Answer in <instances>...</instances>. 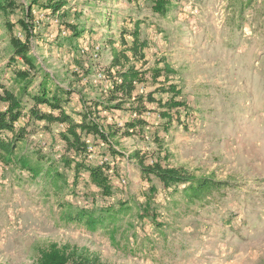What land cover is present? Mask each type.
<instances>
[{"label": "rangeland", "instance_id": "374dc122", "mask_svg": "<svg viewBox=\"0 0 264 264\" xmlns=\"http://www.w3.org/2000/svg\"><path fill=\"white\" fill-rule=\"evenodd\" d=\"M33 1L15 0L10 14L0 10V37L6 39H0L1 83L22 92L13 75L25 67L33 82L24 96L28 107L29 94L44 79L71 90L77 102L105 101L117 76L111 68L114 51L124 49L123 31L140 22L148 48L137 65L144 82L136 93L144 98L140 118L146 125L127 136L118 126L140 119L133 118L134 100L108 114L98 110L100 125L114 123L121 130L112 139L117 150L100 155L119 159L110 177L113 195L103 196L86 183L88 174L75 182L64 165L58 171L67 185L55 190L48 161H61L66 143L61 132L32 122L16 154L41 162L45 172L36 179L17 165L0 163V264H36L52 243L88 251L103 264H264V0H171L166 15L156 14L151 0H78L79 10L62 16L67 35L52 36V29L54 35L61 29L49 22L36 27L31 68L15 58L11 37L22 30L24 4ZM124 39L132 42L129 34ZM165 65L173 71L169 81H156L155 70ZM170 85L183 103L172 110L171 122L162 116L167 108L147 100L152 93L164 104L173 97L163 92ZM5 106L0 101V112ZM135 153L146 164L180 168L222 186L202 201H189L185 187L166 189L153 176L145 179L138 160L131 159ZM120 178L128 185L117 184ZM125 202L131 211L121 216L114 238L62 220L63 204L100 211ZM146 207L149 215L141 218Z\"/></svg>", "mask_w": 264, "mask_h": 264}, {"label": "trees", "instance_id": "16d2710c", "mask_svg": "<svg viewBox=\"0 0 264 264\" xmlns=\"http://www.w3.org/2000/svg\"><path fill=\"white\" fill-rule=\"evenodd\" d=\"M152 8L156 14L166 15L171 7V0H151ZM15 6V0H0V10L6 14H10V9ZM23 31L31 36L29 25L24 19L19 21ZM140 22L135 23V27L131 31H123L122 42L124 49L114 51L112 69H117V76L114 77V88L108 92V98L105 101H93L87 105L85 111L81 114V122H75L73 117L64 109L67 107L72 94L71 90H63L56 84L49 85L48 79H44L36 91L30 93L29 96L33 105L27 106L24 102V96L28 95V89L32 85L31 73L29 71H16V82L21 85L25 83L22 92L16 93L14 89H9L0 83V101L7 106L6 110L0 112V163L27 170L34 178H39L45 172L41 162H32L25 160L23 157L17 156L16 152L20 143L27 141L29 137L28 128L31 123L42 122L46 128H51L56 124H63L66 127L64 132H61V137L66 143L67 155L61 161L50 160L49 167L46 173L54 185L56 191L62 190V182L67 185L66 176L60 173V165H64L67 169L73 170L75 174V182L85 172L88 174L86 183L89 187L96 188L103 196L113 195V186L110 181V176L107 174L106 166L87 162L88 149L86 139L89 136L95 139H114L121 130L116 128L115 124L107 125L105 129L100 125L97 114L99 108L102 107L108 113L124 107L128 102H132L131 106L137 102L135 113L139 118L145 112L144 98L138 95L137 86L135 83L141 84L144 82V71L137 68L138 64L144 63L146 59L145 51L148 48V42L141 38ZM8 27L13 32L14 26L8 23ZM75 27V26H74ZM74 29V28H73ZM76 29V27H75ZM78 35V31L75 32ZM129 34L132 42L125 41V35ZM11 46L15 56H20L26 64L34 68V63L30 56V47L28 42L19 40L15 35L11 37ZM172 69L165 65L164 69H156L154 79L158 81L165 77L169 81ZM163 92L172 93L173 97L167 100L164 104L162 101H157L153 94L147 97L148 102H157L160 106L167 108L168 111L162 113L165 119H172V110L183 106V103L176 101L180 96L174 86L170 85L168 89H163ZM137 94V95H136ZM41 106H47L51 112L44 111ZM27 113V114H26ZM134 114V113H133ZM22 118H26L25 125L18 127L17 123ZM146 122L143 119H134L125 126L124 135H131L138 128H144ZM131 159L138 160V165L145 179L155 177L159 180L166 189L174 187H185L183 189L184 197L189 201H202L208 194H212L222 185L214 179H200L180 168H170L161 165L159 162L146 164L145 159L139 153L131 156ZM65 208L62 213V220L68 223H74L91 232L104 231L112 238L115 237L118 224L121 221L122 215H128L131 211L128 203H121L118 208L112 207L96 210L78 209L73 205L63 204ZM149 215V209H142L139 212L141 218ZM36 264H103L100 258L88 251H83L78 248L70 247L69 245H59L52 243L46 249H43L37 259Z\"/></svg>", "mask_w": 264, "mask_h": 264}, {"label": "built area", "instance_id": "2783aa9c", "mask_svg": "<svg viewBox=\"0 0 264 264\" xmlns=\"http://www.w3.org/2000/svg\"><path fill=\"white\" fill-rule=\"evenodd\" d=\"M40 4L37 6H29L27 4H24L26 7V15L24 17V20L26 23L29 25V30L31 36L28 38V35L25 31L20 30L15 36L23 41V42H28L29 47H30V56H32V53L35 52L34 48H32L33 45V36L36 34V27L41 26V23L44 22H49L53 27H59L61 30L60 32L56 35H54V32L51 33L52 36H63L67 35L68 30L63 28L65 27L62 20V16L66 15L70 11H77L79 10L78 8V0H39ZM40 7H46L45 9H41ZM51 15H53L51 17ZM34 17V19L32 18ZM32 18V19H31ZM74 21H66L68 24H72ZM32 48V50H31ZM99 50V49H97ZM34 56H36V53H33ZM20 56H15L16 59H18ZM22 59V58H20ZM23 60V59H22ZM21 68L22 71H27L25 67H19ZM100 77H102L100 75ZM52 78V76H50ZM51 80V79H50ZM99 79H96L94 83H98ZM138 89V83H135ZM114 88V82L110 84L107 87V91H111ZM7 109V106L4 108V110ZM137 118V114H133V118ZM26 118H22L20 122L25 121ZM54 131L55 132H64L66 130L65 125L63 124H56L54 125ZM118 126L120 128H124L125 124L124 123H118ZM87 142V149H88V156H87V162L89 163H97L102 166H106L107 168V174L111 175L114 173V167L119 161L118 157L111 156L110 154H106L103 156H100L103 153H106V150L108 149H116L117 146L115 143H113L112 139H95L92 136H89L86 139ZM58 158L61 159L63 158V154L60 153L58 155ZM117 184H120L122 186H127L128 181L126 178H120L117 180Z\"/></svg>", "mask_w": 264, "mask_h": 264}, {"label": "crops", "instance_id": "0c3cea01", "mask_svg": "<svg viewBox=\"0 0 264 264\" xmlns=\"http://www.w3.org/2000/svg\"><path fill=\"white\" fill-rule=\"evenodd\" d=\"M30 4L31 5H29V6H37V5H39L40 4V2H39V0H37L36 2H30ZM52 28H55V27H53L52 26ZM51 32H54V29H52V31ZM57 35V34H56ZM0 39H1V43H2V41L3 42H5V37H0ZM6 43H3V45H5ZM12 49V48H11ZM13 50V49H12ZM14 52V51H13ZM16 71V70H15ZM7 76L9 75V74H6ZM14 77H15V79H16V75H13ZM9 78V77H8ZM43 81L44 80H40L39 81V83H37V87H33V92L34 91H36V89H38L39 87H40V85L43 83ZM48 81H49V79H48ZM1 82H3V79L2 80H0V83ZM12 84H13V81H10L9 82V85L10 86H12ZM49 85H53V83H51V82H49ZM24 86V84H22V87ZM35 86H36V84H35ZM53 87H55L56 88V86L54 85ZM7 88H11L12 89V87H7ZM55 88H53V89H55ZM21 89H17L16 90V93H18L19 91H20ZM28 91H29V89H28ZM30 92V91H29ZM74 95V94H73ZM72 95V96H73ZM91 95H94L93 93H91ZM78 99V97H76V98H74V97H71V99H70V101L68 102V105H67V107H65L64 109L66 110V112L68 113V114H70L72 117H73V119L75 120V122H78V123H80L81 122V114L85 111V108H86V106L87 105H89V104H91L92 102H90V103H88L87 105L84 103V101H82L83 103H81L80 101L79 102H77L76 100ZM95 101H101V100H95ZM3 104H4V102H2ZM6 105V104H5ZM6 107V106H5ZM4 107V108H5ZM99 110H100V112L101 113H107L108 114V112L107 111H105L102 107H100L99 108ZM44 111H47V112H51V109L49 108V110H44ZM78 112H80V113H78ZM99 112V114H101ZM77 115V116H76ZM77 117V118H76ZM79 118V119H78ZM112 119V117L110 118V120ZM52 128H54V125L52 126ZM93 164H97V163H93Z\"/></svg>", "mask_w": 264, "mask_h": 264}]
</instances>
